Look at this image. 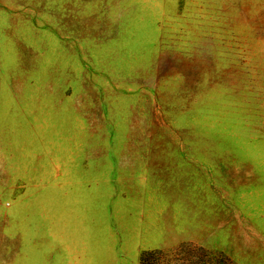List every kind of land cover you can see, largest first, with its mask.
<instances>
[{
    "label": "rangeland",
    "instance_id": "obj_1",
    "mask_svg": "<svg viewBox=\"0 0 264 264\" xmlns=\"http://www.w3.org/2000/svg\"><path fill=\"white\" fill-rule=\"evenodd\" d=\"M199 247L264 264V0H0V264Z\"/></svg>",
    "mask_w": 264,
    "mask_h": 264
},
{
    "label": "trees",
    "instance_id": "obj_2",
    "mask_svg": "<svg viewBox=\"0 0 264 264\" xmlns=\"http://www.w3.org/2000/svg\"><path fill=\"white\" fill-rule=\"evenodd\" d=\"M188 245L191 246V244ZM185 246L183 244L180 248H185ZM198 250L202 253L204 260L209 261V264H237L223 252L212 251L204 247H199ZM164 255L165 252L163 250H146L142 253L140 264H153V261L158 264Z\"/></svg>",
    "mask_w": 264,
    "mask_h": 264
}]
</instances>
